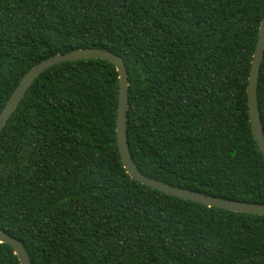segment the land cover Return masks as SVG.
I'll return each mask as SVG.
<instances>
[{
	"label": "trees",
	"instance_id": "obj_1",
	"mask_svg": "<svg viewBox=\"0 0 264 264\" xmlns=\"http://www.w3.org/2000/svg\"><path fill=\"white\" fill-rule=\"evenodd\" d=\"M264 0H0V111L34 64L107 49L127 71L139 172L264 204L246 86ZM0 131V230L31 264H264V215L133 180L116 144L118 73L102 59L40 73ZM264 131V52L257 79ZM0 264H20L0 243Z\"/></svg>",
	"mask_w": 264,
	"mask_h": 264
},
{
	"label": "water",
	"instance_id": "obj_2",
	"mask_svg": "<svg viewBox=\"0 0 264 264\" xmlns=\"http://www.w3.org/2000/svg\"><path fill=\"white\" fill-rule=\"evenodd\" d=\"M264 52V12L258 28L257 40L252 54L249 75L246 86L248 119L251 132L256 145L264 156V131L257 107V79L259 67ZM80 59H102L112 63L118 73V100L116 111V144L122 165L126 173L135 181L151 189L162 193L199 203L207 207L219 208L231 212L264 215V204L251 203L239 200H230L217 196H212L202 192H197L178 186L161 182L150 178L138 171L131 156L126 135V111H127V71L123 61L113 52L100 48H81L63 54L49 56L34 64L22 76L17 86L0 111V131L5 122L11 116L17 105L23 98L28 87L35 78L45 69L61 62L75 61ZM8 244L17 256L20 264H31L28 253L23 244L9 233L0 230V243Z\"/></svg>",
	"mask_w": 264,
	"mask_h": 264
}]
</instances>
